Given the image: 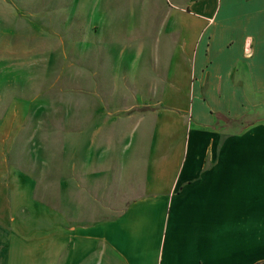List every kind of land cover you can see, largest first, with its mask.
<instances>
[{
	"label": "rangeland",
	"instance_id": "374dc122",
	"mask_svg": "<svg viewBox=\"0 0 264 264\" xmlns=\"http://www.w3.org/2000/svg\"><path fill=\"white\" fill-rule=\"evenodd\" d=\"M173 3L0 0L5 246L30 240L42 248L50 236L56 246L80 240L90 243L86 249L63 246L47 264H119L109 246L122 254L129 242L115 241L103 223L141 191L135 174L143 175L162 108L158 84L168 72L172 35L181 34L169 26ZM99 233L110 240L88 242Z\"/></svg>",
	"mask_w": 264,
	"mask_h": 264
},
{
	"label": "crops",
	"instance_id": "0c3cea01",
	"mask_svg": "<svg viewBox=\"0 0 264 264\" xmlns=\"http://www.w3.org/2000/svg\"><path fill=\"white\" fill-rule=\"evenodd\" d=\"M173 2L169 26L181 34L172 35L162 108L135 174L141 191L103 223L129 246L110 251L119 264H264V0ZM5 231L0 224V264H47L63 246L90 244L56 246L50 236L42 248L5 246ZM99 234L88 242L110 240Z\"/></svg>",
	"mask_w": 264,
	"mask_h": 264
},
{
	"label": "trees",
	"instance_id": "16d2710c",
	"mask_svg": "<svg viewBox=\"0 0 264 264\" xmlns=\"http://www.w3.org/2000/svg\"><path fill=\"white\" fill-rule=\"evenodd\" d=\"M217 116H218V118H221L222 117L221 114H219V113H217Z\"/></svg>",
	"mask_w": 264,
	"mask_h": 264
}]
</instances>
